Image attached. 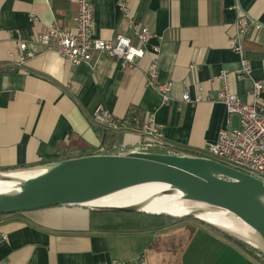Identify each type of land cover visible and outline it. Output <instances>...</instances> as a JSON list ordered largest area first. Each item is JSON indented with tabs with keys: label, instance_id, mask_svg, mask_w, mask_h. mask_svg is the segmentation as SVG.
<instances>
[{
	"label": "crops",
	"instance_id": "0c3cea01",
	"mask_svg": "<svg viewBox=\"0 0 264 264\" xmlns=\"http://www.w3.org/2000/svg\"><path fill=\"white\" fill-rule=\"evenodd\" d=\"M91 1L96 37L108 42L129 38L145 52L138 68L123 69L102 53L75 67L34 41L54 24L75 29L74 0H0V172L102 150L109 139L94 130L98 106L117 120L153 114L166 145L201 155L222 131L233 134L240 128L239 117L230 116L213 98L222 88L217 78L225 70L232 92L245 102L252 100L253 81H264V0ZM121 2L127 3L138 28L149 29L152 38L145 46ZM238 8L262 25L245 44L250 79L235 75L240 57L231 46ZM22 42L32 54L24 60ZM154 59L157 81L173 84L169 102L148 84L147 68ZM185 95L189 101L183 100ZM141 142L133 132L124 136L123 144L135 148ZM115 218L98 228L91 210L79 207L2 217L0 264H264L205 225H192L174 253L169 245L183 235L181 226L162 225L152 217Z\"/></svg>",
	"mask_w": 264,
	"mask_h": 264
},
{
	"label": "water",
	"instance_id": "95a60500",
	"mask_svg": "<svg viewBox=\"0 0 264 264\" xmlns=\"http://www.w3.org/2000/svg\"><path fill=\"white\" fill-rule=\"evenodd\" d=\"M29 171L40 173L27 178L15 176ZM0 182L21 185L0 189V216L54 207H79L178 218L166 212L151 213L147 207L160 197L179 196L181 201L198 204L184 218L199 219L201 215L213 213L233 216L254 231L263 243L255 246L224 232L264 256V183L205 157L140 151L124 155L98 152L32 170L0 172ZM151 185L166 188L151 195L140 206L111 204L123 194Z\"/></svg>",
	"mask_w": 264,
	"mask_h": 264
},
{
	"label": "built area",
	"instance_id": "2783aa9c",
	"mask_svg": "<svg viewBox=\"0 0 264 264\" xmlns=\"http://www.w3.org/2000/svg\"><path fill=\"white\" fill-rule=\"evenodd\" d=\"M78 8L76 27L73 30L62 28L54 24L45 33L39 34L34 41L47 50L55 51L62 59L71 62L75 67L92 62L95 53L105 54L118 63L123 69L138 68L139 60L145 56L141 47H135L129 38L118 36L113 42L104 41L96 37V10L91 0H74ZM121 11L129 20L130 27L145 46L152 38L147 27L138 28L133 20L126 2L119 4ZM236 19V35L232 39V51L240 57V67L235 75L239 79L252 77L251 62L246 54L248 36L262 29V25L238 8ZM23 56L22 60L30 57L28 43L19 45ZM155 52L158 49L155 48ZM148 84L160 92L165 102L170 100L172 83H159L156 60L147 68ZM222 88L213 98L214 102L225 105L227 113L237 115L240 119V128L233 134L222 131L218 142L211 145L209 152L203 157L217 161L244 174L253 176L264 183V81H253L250 90L251 102L243 101L230 88V73L223 71L217 78ZM189 101L188 95L183 98ZM95 126L107 131L122 132L125 135L136 132L142 141L166 145L160 126L156 123L154 115H134L130 127L123 120L112 117L102 106H98L93 115ZM142 143V142H141Z\"/></svg>",
	"mask_w": 264,
	"mask_h": 264
},
{
	"label": "trees",
	"instance_id": "16d2710c",
	"mask_svg": "<svg viewBox=\"0 0 264 264\" xmlns=\"http://www.w3.org/2000/svg\"><path fill=\"white\" fill-rule=\"evenodd\" d=\"M134 115H139L140 117L144 116L142 113H133L130 114L127 118L124 120L128 123L130 127H134V124L132 122V117ZM94 123V121H93ZM94 130L96 133L100 134L101 136H104V139H109L107 145L102 149L99 150L98 152L103 155H124L132 151H140V152H146V153H153V154H161V155H175V156H183V155H188V156H199L203 157V155L190 152L187 150H182L179 148H175L169 145H159V144H154L151 142H148L146 140L142 141V143L135 148H129L124 146L123 141H124V136L125 134L122 132H112V131H107L104 130L100 127L95 126L93 124ZM98 152L94 153H87L79 156H71L63 160H70L74 158H82V157H88V156H93ZM61 160V161H63ZM53 163V162H51ZM51 163H43L39 166H45ZM37 166V167H39ZM36 166L32 167H24L20 169H13L12 171H25V170H32L35 169ZM3 172H10L9 170H4ZM189 205L192 206H197V203L193 202H188ZM91 215H92V222L94 221V226H97L98 228H102L103 225H109L110 223L116 222V217H120L123 215H130V216H141L144 218H154L155 220L159 221L162 223V225H172L175 221H178L174 219L173 217L170 216H151V215H146V214H136V213H124V212H112V211H96V210H91ZM7 215H2L0 218L5 217ZM203 222V221H202ZM204 224L208 225V227L217 230L218 232H221L226 238L234 241L237 243L239 246H241L243 249H245L247 252L251 253L253 256L257 258H261L264 260V256L260 255L258 252H256L253 248L249 247L248 245L232 238L229 234L225 233L224 231L220 230L219 228L209 225L208 223L203 222ZM203 224V225H204Z\"/></svg>",
	"mask_w": 264,
	"mask_h": 264
},
{
	"label": "bare ground",
	"instance_id": "6f19581e",
	"mask_svg": "<svg viewBox=\"0 0 264 264\" xmlns=\"http://www.w3.org/2000/svg\"><path fill=\"white\" fill-rule=\"evenodd\" d=\"M39 173H40L39 171L19 172L15 176L27 178V177L36 176ZM19 186L21 185L18 183L0 182V189L2 188L10 189L14 187L17 188ZM163 188L166 187L151 185V186L138 188L117 197L116 199L111 201V204L120 207L140 206L144 204L147 198H149L151 195L161 190H164ZM193 207L195 206L189 205L187 202L181 201V197L179 196H173V197L165 196V197H160L154 204L148 206L147 209L149 212L154 214L166 212L171 214L172 216H176L178 218H184L186 214H189L191 212L190 209ZM199 219L223 230L226 229L223 228L224 226L220 225V223L224 224L227 227H232L231 224L236 222L238 223L236 231L237 229L240 228L239 227L240 224H243L233 216H227L221 213L204 214L201 215Z\"/></svg>",
	"mask_w": 264,
	"mask_h": 264
},
{
	"label": "rangeland",
	"instance_id": "374dc122",
	"mask_svg": "<svg viewBox=\"0 0 264 264\" xmlns=\"http://www.w3.org/2000/svg\"><path fill=\"white\" fill-rule=\"evenodd\" d=\"M174 219L178 221H175L173 224L181 226L182 227L181 230L183 233V235L171 241V244L169 245V246H172V250L174 251V253H176L177 251L181 249L187 237L192 232L193 230L192 225H203L204 223L201 220L196 219V218H174ZM204 225L208 226L206 224ZM220 225L224 226L223 228L226 229V232L232 233V235L238 236L240 239H244L249 244L252 243L256 245L257 243H259V245H261L263 243L260 237L254 231H252L247 226H245L244 224H240L239 226L240 228L237 229V231H236V228H237L238 223L236 222L231 224L232 227H227L221 223Z\"/></svg>",
	"mask_w": 264,
	"mask_h": 264
}]
</instances>
